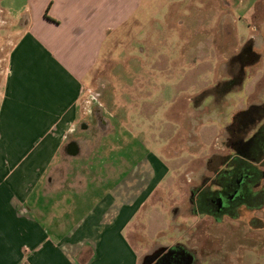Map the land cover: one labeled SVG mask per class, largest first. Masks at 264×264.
Listing matches in <instances>:
<instances>
[{
    "label": "crops",
    "instance_id": "1",
    "mask_svg": "<svg viewBox=\"0 0 264 264\" xmlns=\"http://www.w3.org/2000/svg\"><path fill=\"white\" fill-rule=\"evenodd\" d=\"M142 2L0 0V29L15 30L0 108V264H138L129 244V225L167 170L155 160L156 167L151 165L137 138L131 143L122 139L120 127L127 119L124 105L116 113L117 145L138 143V181L116 186L104 201L103 187H88L81 201L73 199L66 218L53 215L51 222L65 221L69 226L64 230L55 225V239L44 229L48 219L39 200L45 198L49 173L58 167L64 134L80 119L77 102L83 79L92 78L109 32L124 29ZM229 8L222 10L229 15ZM251 37L259 58L244 68L238 89L247 70L264 58V30ZM241 47L224 57L218 69L221 80L215 85L235 76L224 63ZM62 122H68V128L54 137L49 129ZM64 194L68 192L59 193L52 181L50 207Z\"/></svg>",
    "mask_w": 264,
    "mask_h": 264
},
{
    "label": "rangeland",
    "instance_id": "2",
    "mask_svg": "<svg viewBox=\"0 0 264 264\" xmlns=\"http://www.w3.org/2000/svg\"><path fill=\"white\" fill-rule=\"evenodd\" d=\"M229 6L227 15L222 9ZM263 30L264 0H143L124 29L109 32L100 60L91 71L92 78L83 79L78 118L88 115L93 103L91 93L102 90L104 97L99 99L112 113L114 122L119 106L127 107L123 109L127 119L120 127L124 142L137 138L151 165H156L155 160L167 170L156 180L153 195L128 228L129 244L138 264L144 253L167 246L178 236L179 231L172 230V225L190 226L198 240L207 228L182 212L173 219L171 211L184 202L189 179L205 166L211 153L226 154L220 139L226 136L234 113L264 104V58L247 70L240 89L223 96V88L215 94L206 93L221 80L218 69L228 52ZM14 33L0 29V108ZM68 126V122H62L49 131L54 137L60 136ZM115 147L114 138L103 145L105 152ZM111 187L103 190V201L109 191L113 193ZM43 193L45 198L39 200V205L44 204L42 212L48 219L43 226L55 239L54 227L67 230L69 226L65 221L54 224L52 217L64 216L74 206L73 196L64 194L50 207L51 193ZM189 244L197 245L194 241ZM251 257L264 264V249Z\"/></svg>",
    "mask_w": 264,
    "mask_h": 264
},
{
    "label": "flooded vegetation",
    "instance_id": "3",
    "mask_svg": "<svg viewBox=\"0 0 264 264\" xmlns=\"http://www.w3.org/2000/svg\"><path fill=\"white\" fill-rule=\"evenodd\" d=\"M102 96V90L91 93L88 115L64 134L58 167L49 173L44 191L51 193L54 181L59 193L68 192L79 202L89 188L138 181V143L117 145L116 124ZM112 138L115 150L105 152L103 145ZM220 142L226 154L213 153L192 174L188 197L171 211L173 219L182 212L204 223L200 240L190 226L176 223L172 230L178 236L144 253L139 264H261L251 255L264 249V104L234 113Z\"/></svg>",
    "mask_w": 264,
    "mask_h": 264
},
{
    "label": "trees",
    "instance_id": "4",
    "mask_svg": "<svg viewBox=\"0 0 264 264\" xmlns=\"http://www.w3.org/2000/svg\"><path fill=\"white\" fill-rule=\"evenodd\" d=\"M254 41L255 37L249 38L241 49L236 54L231 55L224 63L225 66L230 67V70L235 72V76L232 77V80L218 82L214 87L206 91V93L210 92L211 94H215L223 88V91L221 92V96H223L229 91L240 87L244 76V68L255 64L259 58V55L254 52Z\"/></svg>",
    "mask_w": 264,
    "mask_h": 264
}]
</instances>
